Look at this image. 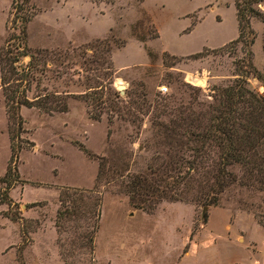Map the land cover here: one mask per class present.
Instances as JSON below:
<instances>
[{"label":"rangeland","instance_id":"obj_1","mask_svg":"<svg viewBox=\"0 0 264 264\" xmlns=\"http://www.w3.org/2000/svg\"><path fill=\"white\" fill-rule=\"evenodd\" d=\"M256 8L264 12V0ZM27 17V47L59 56L37 72L27 97L66 96L67 111L21 107L22 131L11 140L0 84V194L8 167L17 172L10 203L0 200V264H264V190L241 185L240 167L228 168L236 182L207 208L193 191L187 202L139 210L124 188L168 161L177 149L166 139L169 121L207 115L216 88L245 75L264 103V23L250 19L254 43L245 35L247 44L232 45L235 0H0V50ZM12 144L19 152L11 162ZM208 154L197 179L211 185L217 156ZM63 189L101 199L92 251L82 239L89 224L56 226Z\"/></svg>","mask_w":264,"mask_h":264},{"label":"trees","instance_id":"obj_2","mask_svg":"<svg viewBox=\"0 0 264 264\" xmlns=\"http://www.w3.org/2000/svg\"><path fill=\"white\" fill-rule=\"evenodd\" d=\"M261 2L263 0H235L238 37L230 44H247L245 35L251 37L250 44L254 43L250 19L256 18L264 23V12L256 8ZM30 19H22L19 35H12L6 46L0 50V84L11 122V140L18 139V134L22 131L23 121L19 114L21 107L36 108L47 114L67 111L64 101L66 96L46 93L32 99L27 97L32 83L37 82V72L43 74L49 63L59 61L57 53L30 50L27 47L26 25ZM22 58H29L24 67L18 66ZM248 67L257 79H261L251 64ZM238 76L229 86L216 88V103L210 107L211 111L207 115L197 113L186 118L179 112L176 120L169 121L173 128L166 130L165 135L167 140L173 142L171 145L177 148L174 154L162 166L156 164L148 167L151 179L144 175H135L124 187L135 209L151 210L154 204L162 200L187 202L193 191L199 194L198 197L203 200L206 208L216 206L219 194L237 180L234 174L228 172L231 166L241 168V185L249 187L257 182L259 189L264 190V103L261 97L247 87L245 75ZM92 118L99 119V116ZM189 127H193V130ZM189 137L193 138L192 141L197 147L186 158L183 147ZM80 148L88 157L92 156L81 146ZM209 151H215L217 156L216 160H211L213 172H208L213 175L211 185L197 179L205 169ZM11 152L12 162L17 158L19 148H14L12 144ZM102 176L103 171L100 168L99 177ZM1 182L6 187L0 194V200L3 204H9L7 192L17 183L16 169L9 166ZM195 183L197 186L194 187ZM184 186L186 189L180 191ZM59 195L63 209L56 215L57 228H60L61 220L64 223L70 221L77 224L83 221L89 224L93 232L82 239L83 246L92 251L100 216V197L94 192L76 189H63Z\"/></svg>","mask_w":264,"mask_h":264},{"label":"built area","instance_id":"obj_3","mask_svg":"<svg viewBox=\"0 0 264 264\" xmlns=\"http://www.w3.org/2000/svg\"><path fill=\"white\" fill-rule=\"evenodd\" d=\"M160 92L163 93V94L166 93L167 92V88L166 87L160 88Z\"/></svg>","mask_w":264,"mask_h":264},{"label":"crops","instance_id":"obj_4","mask_svg":"<svg viewBox=\"0 0 264 264\" xmlns=\"http://www.w3.org/2000/svg\"><path fill=\"white\" fill-rule=\"evenodd\" d=\"M237 32H238V30H237ZM237 36H238V33H237ZM228 43H229V42H228ZM228 43H226L225 45H227ZM225 45H224V46H225ZM224 46H222V47H224ZM222 47H219V48H222ZM216 49H218V48H216Z\"/></svg>","mask_w":264,"mask_h":264},{"label":"bare ground","instance_id":"obj_5","mask_svg":"<svg viewBox=\"0 0 264 264\" xmlns=\"http://www.w3.org/2000/svg\"><path fill=\"white\" fill-rule=\"evenodd\" d=\"M197 81H198V82H200V84H202V80H200V79H197Z\"/></svg>","mask_w":264,"mask_h":264},{"label":"water","instance_id":"obj_6","mask_svg":"<svg viewBox=\"0 0 264 264\" xmlns=\"http://www.w3.org/2000/svg\"><path fill=\"white\" fill-rule=\"evenodd\" d=\"M204 211H206V208L204 209ZM204 213V212H203Z\"/></svg>","mask_w":264,"mask_h":264}]
</instances>
